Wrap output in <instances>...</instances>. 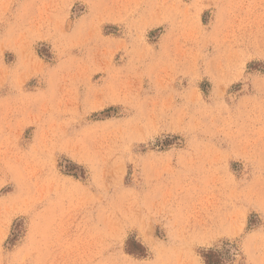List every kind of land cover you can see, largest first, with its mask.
Returning <instances> with one entry per match:
<instances>
[{"label": "rangeland", "instance_id": "374dc122", "mask_svg": "<svg viewBox=\"0 0 264 264\" xmlns=\"http://www.w3.org/2000/svg\"><path fill=\"white\" fill-rule=\"evenodd\" d=\"M206 255L264 264V0H0V264Z\"/></svg>", "mask_w": 264, "mask_h": 264}, {"label": "trees", "instance_id": "16d2710c", "mask_svg": "<svg viewBox=\"0 0 264 264\" xmlns=\"http://www.w3.org/2000/svg\"><path fill=\"white\" fill-rule=\"evenodd\" d=\"M212 262H211V260H210V258L206 255L205 256V264H211Z\"/></svg>", "mask_w": 264, "mask_h": 264}, {"label": "bare ground", "instance_id": "6f19581e", "mask_svg": "<svg viewBox=\"0 0 264 264\" xmlns=\"http://www.w3.org/2000/svg\"><path fill=\"white\" fill-rule=\"evenodd\" d=\"M200 217V216H199ZM197 218V217H196ZM190 223V222H189ZM197 224V223H196ZM203 227V226H202ZM202 230V229H201ZM204 230V229H203ZM202 232V231H201ZM92 241V240H91ZM84 246V245H83ZM94 247V246H93ZM85 248V247H84ZM90 249V248H89ZM85 250V249H84ZM94 250V249H93ZM88 252V251H87Z\"/></svg>", "mask_w": 264, "mask_h": 264}]
</instances>
